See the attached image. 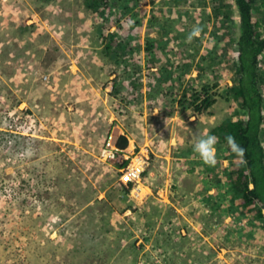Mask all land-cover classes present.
<instances>
[{
  "label": "rangeland",
  "instance_id": "374dc122",
  "mask_svg": "<svg viewBox=\"0 0 264 264\" xmlns=\"http://www.w3.org/2000/svg\"><path fill=\"white\" fill-rule=\"evenodd\" d=\"M253 1L264 35V0ZM216 4L147 0L129 64L125 44L118 57L105 48L103 5L0 0V264H264V220L230 210L229 161L209 166L194 151L237 109L231 65L209 46ZM194 27L206 35L188 42ZM149 38L173 46L180 78L168 92L148 67ZM189 81L215 85L202 114L178 103ZM112 133L149 153L144 198L120 180L126 160L103 153Z\"/></svg>",
  "mask_w": 264,
  "mask_h": 264
},
{
  "label": "trees",
  "instance_id": "16d2710c",
  "mask_svg": "<svg viewBox=\"0 0 264 264\" xmlns=\"http://www.w3.org/2000/svg\"><path fill=\"white\" fill-rule=\"evenodd\" d=\"M121 1L123 3H119ZM146 1L114 0L109 3V0H87L88 6L95 12L100 5H103V12L100 13L104 16L101 19L103 25L99 31L106 39L105 48L113 51L118 57L119 50L123 48L122 44H125L127 52H124V55L127 54L125 58L128 59L129 64L134 60L138 51L133 50L134 47L131 44L135 39L133 41L127 39L139 35L141 30L140 16L135 12V9L146 4ZM177 2L180 3L181 0H177ZM253 2V0H234V5L239 13V35L235 37L233 33L235 18L232 9L233 2L228 1L224 5L225 0H213V4L220 3V5L214 9L216 21L209 46L213 47V52L217 53L216 63L220 60L226 66L231 65L225 79L226 81L231 80L233 84L228 86L225 91L229 100L237 105V109L234 111V116L223 119L211 130L210 134L218 138L215 147L216 155L223 158L221 163L225 159L230 163L228 178H233L234 174L237 176L230 186V193L234 198L230 210L232 213L247 215L252 220L262 222L264 220V144L262 141L264 138V61L260 62V56L264 54V35L260 31L259 22L255 19ZM108 10L110 16L107 14ZM126 10H130L131 13L123 18L122 12ZM129 20L134 23L129 25ZM112 24L117 25V31L106 36L107 32L105 31ZM201 29L202 36H205L207 29L205 27ZM166 35H169L167 31L164 32V36ZM166 39H147L145 51L149 62L148 67L155 68L152 71L158 74L159 85L161 84L164 91L168 92L171 88L168 79L180 78V75L175 77L173 73H169L175 68L176 60L171 54L174 51L173 46L170 43L168 45L166 42L169 39ZM223 58L224 61H222ZM186 66H190V64H186ZM200 84V88H197L189 81L178 99L181 106L193 108L197 114L204 113L208 107L214 104L217 95L211 91L215 86L213 83ZM228 135L233 136L237 143L245 149L243 163L227 146L225 137ZM116 144L119 148L126 147L127 137L120 135Z\"/></svg>",
  "mask_w": 264,
  "mask_h": 264
},
{
  "label": "built area",
  "instance_id": "2783aa9c",
  "mask_svg": "<svg viewBox=\"0 0 264 264\" xmlns=\"http://www.w3.org/2000/svg\"><path fill=\"white\" fill-rule=\"evenodd\" d=\"M109 135V138L106 143V147L104 149V154L108 156V158H113L116 160H126V164H124L120 169V180L131 189V195L135 198L140 199L144 198V195L141 191L143 188L150 187L145 186L142 183V179L144 175H147L149 171V153L143 149V147L132 146L131 141L129 140V144L124 148H119L115 143V134ZM156 174L152 175V180H155ZM142 196V197H141Z\"/></svg>",
  "mask_w": 264,
  "mask_h": 264
},
{
  "label": "clouds",
  "instance_id": "9594fccd",
  "mask_svg": "<svg viewBox=\"0 0 264 264\" xmlns=\"http://www.w3.org/2000/svg\"><path fill=\"white\" fill-rule=\"evenodd\" d=\"M129 25L134 23V21L129 20ZM201 29L199 27H194L192 32L189 34L187 40L191 42L194 37H198L200 35ZM227 146L230 148L231 152L236 155V157L243 163L245 156V149L241 147L236 139L228 135L225 137ZM218 143V138L215 135L206 134L203 137H198L194 143V151L198 153L201 160L204 164L209 166H215L217 163L216 160V147L215 145ZM252 186V185H251Z\"/></svg>",
  "mask_w": 264,
  "mask_h": 264
},
{
  "label": "crops",
  "instance_id": "0c3cea01",
  "mask_svg": "<svg viewBox=\"0 0 264 264\" xmlns=\"http://www.w3.org/2000/svg\"><path fill=\"white\" fill-rule=\"evenodd\" d=\"M129 143V142H128ZM128 145V144H127ZM210 191H212V190H210Z\"/></svg>",
  "mask_w": 264,
  "mask_h": 264
}]
</instances>
